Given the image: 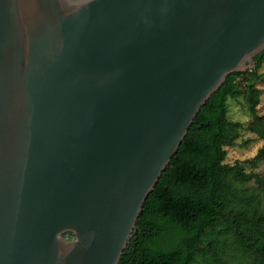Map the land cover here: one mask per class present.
<instances>
[{"label": "water", "instance_id": "obj_1", "mask_svg": "<svg viewBox=\"0 0 264 264\" xmlns=\"http://www.w3.org/2000/svg\"><path fill=\"white\" fill-rule=\"evenodd\" d=\"M263 49L264 0H0V264H119L201 107Z\"/></svg>", "mask_w": 264, "mask_h": 264}, {"label": "trees", "instance_id": "obj_2", "mask_svg": "<svg viewBox=\"0 0 264 264\" xmlns=\"http://www.w3.org/2000/svg\"><path fill=\"white\" fill-rule=\"evenodd\" d=\"M255 65L228 73L201 107L172 161L149 194L119 264H264V206L261 197L240 196L234 179H255L264 192V174L226 162L242 123L228 116L229 97H243L248 123L263 143L249 161L264 160V113L257 81L264 49ZM238 198H243L240 203ZM67 237L74 234L66 232Z\"/></svg>", "mask_w": 264, "mask_h": 264}, {"label": "rangeland", "instance_id": "obj_3", "mask_svg": "<svg viewBox=\"0 0 264 264\" xmlns=\"http://www.w3.org/2000/svg\"><path fill=\"white\" fill-rule=\"evenodd\" d=\"M259 71L262 73V79L257 81V85L261 91L259 112L264 113V61ZM228 116L232 120L240 121L242 125L239 127V135L234 143L226 146L227 157L225 161L229 164L241 162L243 163L246 171L264 174V160H259L255 163L249 161L256 155L258 149L263 143V140L248 127V123L251 121L253 116L243 97H229ZM234 183L239 189L240 196L254 193L261 197L262 205L264 206V192H262L258 187L254 178L244 182L234 179ZM238 201L240 203H244L243 198H238Z\"/></svg>", "mask_w": 264, "mask_h": 264}]
</instances>
